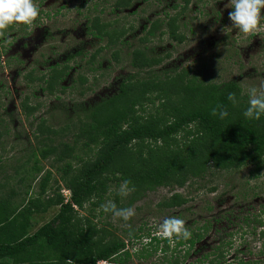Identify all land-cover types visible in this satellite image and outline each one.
I'll return each instance as SVG.
<instances>
[{
    "label": "rangeland",
    "instance_id": "rangeland-1",
    "mask_svg": "<svg viewBox=\"0 0 264 264\" xmlns=\"http://www.w3.org/2000/svg\"><path fill=\"white\" fill-rule=\"evenodd\" d=\"M113 1L35 0L45 22L38 19L33 31L26 26L22 30L14 26L4 40H0V129L4 130L0 137V197L9 196L13 191L9 209L18 214V220L25 222L28 232L56 213L54 200L58 196L64 199L61 189H67L65 179L69 175L63 171L66 163L75 167L79 158L93 155L86 149L76 150L75 155L56 161L51 152L41 154L44 146L55 145L60 140L69 142L70 138L64 135V131L75 119L72 111H79L116 92L122 76L132 71L128 64V51L144 34L143 25L163 18L164 13L172 15L179 11L177 23L179 31L184 34L181 42L158 32L146 41L154 54L163 57L162 62L152 68L153 72L162 75L174 69H189V74L197 71L201 77L215 83L233 79L248 100L250 87L264 90L261 88L264 85V33L245 36L230 28L228 13L232 9L229 0H189L183 11L179 8L181 0H131L122 9H114ZM174 4L177 8L172 7ZM99 10H102L99 12L101 20L116 18L119 25L127 28L118 41L126 40V44L115 48L116 61L101 42L98 44L102 49L98 53L97 64L79 69L76 67L79 57L69 61L72 68L58 85L64 86L63 91L56 89V85L57 92L49 94L43 90L42 81H23L25 71L32 69L35 74L45 77L49 72L48 66L63 59L65 50L83 41L93 42L94 38H90L91 35L83 29V23L87 15L97 14ZM84 44L87 53L98 46L89 48V42ZM166 53L168 56L164 55ZM85 59L83 57L79 63L83 65ZM144 74L143 70L138 75L143 77ZM154 95L147 94L151 102L144 101L141 107L135 106V114L160 112L161 100ZM22 102L34 106L33 113L25 115L20 106ZM39 124L50 127L55 133L38 131ZM192 129L190 124L184 131ZM41 137H44L43 142H38ZM146 142L149 143L146 140L142 145L145 146ZM247 168L219 170L204 180L188 179L180 187L159 186L146 191L128 207L134 208L135 215L127 221L114 218L112 212L106 213L101 208L108 201L115 204L123 202L119 194L122 182H107L100 200L91 198L77 209V215L88 217L96 227L108 231L106 236L112 234L125 241L123 229L140 227L141 232L156 233L164 219L180 213L177 217L189 224V230L195 231L203 221L208 227L188 255L178 260L179 264H194L202 252L212 251L218 239L230 241L228 246L221 247L222 253L226 254L225 260L249 255L260 260L258 264H264V252L257 256L259 248L264 251V168L256 180L246 179ZM209 187L213 189L208 190ZM174 192L185 197L183 205L170 208L160 205ZM145 240L127 243L131 255L125 262L115 264H164L163 252L159 250L161 242L155 250L152 246L144 247L150 254L139 256Z\"/></svg>",
    "mask_w": 264,
    "mask_h": 264
},
{
    "label": "trees",
    "instance_id": "trees-1",
    "mask_svg": "<svg viewBox=\"0 0 264 264\" xmlns=\"http://www.w3.org/2000/svg\"><path fill=\"white\" fill-rule=\"evenodd\" d=\"M130 2L114 0L113 8H126ZM188 2L181 0L180 11L186 8ZM172 7L177 8V5ZM101 11L87 15L83 23L86 32L95 39L93 42L88 41L89 48L103 42L102 47H107L116 61L118 55L115 48L126 44V40L118 41L127 28L119 25L116 18L101 20ZM164 14L163 18L153 19L147 26L143 25L144 34L137 38L128 51V64L132 71L122 76L116 92L79 111H72L75 119L64 131V135L70 138L69 142L60 140L55 145L44 146L41 154L51 152L56 161L75 155L76 150L93 152L86 159L79 158L75 167L66 163L63 171L69 173L65 179L70 192L69 199L64 201L58 196L54 200L56 213L28 232L25 222L18 220V214L9 209V198L13 191H10L9 196L0 197V264H66L69 259L74 264H98L97 260L106 261L104 264L123 263L131 255L127 243L132 244L142 238L146 240L139 256L150 254L144 247L152 246L155 250L161 242L159 250L163 252L164 264H179L178 260H183L206 232L208 225L205 221L195 231L189 230V224L185 223L191 238L179 239L175 248H170L166 239L157 237L154 231L141 232L140 227L123 229L127 238L125 241L112 234L106 236L108 231L96 227L88 217L78 216L77 209L93 197L99 201L101 194L106 191L107 182L118 184L125 180L131 181L128 188L134 187L135 190L122 196L123 202L116 204L118 209H123L139 200L146 191L159 186L180 187L188 179L204 180L219 170L248 167L247 180H256L261 176L264 168V115L260 120L248 119L243 115L248 107V98L240 93L235 80L215 83L204 79L197 71L189 74V69H174L162 75L153 72L152 68L161 63L163 57L149 49L147 39L156 32L159 35L166 34L176 42L184 38L177 23L179 11L172 15ZM14 26L7 32L13 30ZM17 27L22 30L25 25ZM5 36L0 40L3 41ZM84 43L65 50L63 59L48 66L49 72L45 77L30 69L23 73V81L32 83L40 80L47 93L57 92L56 85H60L59 81L72 68L69 61L79 57L76 63L79 69L99 62L97 57L102 47L98 45L87 53ZM164 55L168 56V53ZM83 57L86 59L81 65L79 61ZM8 60L9 57L6 58L7 64ZM143 70L145 74L141 77L138 74ZM56 89L63 91L64 86ZM151 93L161 100V111L135 114V106L141 107L144 101L151 102L146 96ZM229 93H235L236 103L228 99ZM217 105L227 110L228 115L224 119L211 114ZM20 106L25 115L33 113L35 109L23 102ZM190 124L193 126L192 131H184ZM37 128L42 133H55L50 127L45 128L40 124ZM3 132L0 129V137ZM42 138L38 142H43ZM146 140L149 143L142 145ZM212 189L209 187L208 190ZM185 202V197L174 192L164 198L160 205L170 208ZM229 244L230 241L218 239L212 251L202 252L195 259L196 262L258 264L260 261L249 255L225 260L226 254L222 253L221 247ZM257 251V256L264 252L260 248Z\"/></svg>",
    "mask_w": 264,
    "mask_h": 264
},
{
    "label": "clouds",
    "instance_id": "clouds-1",
    "mask_svg": "<svg viewBox=\"0 0 264 264\" xmlns=\"http://www.w3.org/2000/svg\"><path fill=\"white\" fill-rule=\"evenodd\" d=\"M230 8L228 18L231 21L232 29L238 30L245 36H257L264 33V0H229ZM41 9L35 0H0V38L4 37L7 30L13 25H25L29 31L35 29L36 21L41 23L45 21L40 16ZM264 89V85L261 86ZM249 100L248 107L243 115L248 119L260 120L264 115V90L256 87H250L248 90ZM228 99L236 103L235 93H229ZM213 116L219 115L224 119L228 112L222 105H217L212 109ZM131 183L129 180L122 182L119 194L127 196L133 188H128ZM104 212H112L114 218H122L124 221L129 220L135 215L134 208L118 209L116 204L108 201L101 205ZM155 235L168 241L170 248H175L179 239L188 240L191 238V232L186 228L185 221L178 217L172 216L163 220L159 225ZM66 264H74L69 259Z\"/></svg>",
    "mask_w": 264,
    "mask_h": 264
},
{
    "label": "built area",
    "instance_id": "built-area-1",
    "mask_svg": "<svg viewBox=\"0 0 264 264\" xmlns=\"http://www.w3.org/2000/svg\"><path fill=\"white\" fill-rule=\"evenodd\" d=\"M62 196L64 197V201L69 199L70 192L68 189H61ZM106 261L104 260H97L96 263L98 264H104Z\"/></svg>",
    "mask_w": 264,
    "mask_h": 264
},
{
    "label": "flooded vegetation",
    "instance_id": "flooded-vegetation-1",
    "mask_svg": "<svg viewBox=\"0 0 264 264\" xmlns=\"http://www.w3.org/2000/svg\"><path fill=\"white\" fill-rule=\"evenodd\" d=\"M83 29H84V26H83ZM47 30H48V29H47ZM46 32H47V31H46ZM90 38H92V37H90ZM90 38H89V39H90ZM94 40H95V39H94ZM85 42H88V41H85ZM63 58H64V57H63ZM67 74H68V73H67Z\"/></svg>",
    "mask_w": 264,
    "mask_h": 264
}]
</instances>
